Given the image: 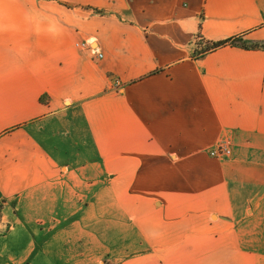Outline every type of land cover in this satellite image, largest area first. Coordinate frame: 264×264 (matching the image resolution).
Returning a JSON list of instances; mask_svg holds the SVG:
<instances>
[{"label": "crops", "instance_id": "1", "mask_svg": "<svg viewBox=\"0 0 264 264\" xmlns=\"http://www.w3.org/2000/svg\"><path fill=\"white\" fill-rule=\"evenodd\" d=\"M255 45L264 0H0V264H264Z\"/></svg>", "mask_w": 264, "mask_h": 264}, {"label": "trees", "instance_id": "2", "mask_svg": "<svg viewBox=\"0 0 264 264\" xmlns=\"http://www.w3.org/2000/svg\"><path fill=\"white\" fill-rule=\"evenodd\" d=\"M202 43L204 44L202 46ZM227 45H231V46H245L244 43L239 39V38H232V39H228V40H224V41H219V42H209V41H205L204 39L202 40V42H199V44L197 45L200 49L197 50V53L202 55L214 50H217L220 47H224ZM246 47V46H245ZM254 48H264L263 45H255L253 46Z\"/></svg>", "mask_w": 264, "mask_h": 264}, {"label": "built area", "instance_id": "3", "mask_svg": "<svg viewBox=\"0 0 264 264\" xmlns=\"http://www.w3.org/2000/svg\"><path fill=\"white\" fill-rule=\"evenodd\" d=\"M89 45L90 44L88 43V41H85L83 43H79L77 46L80 49H87ZM95 52L98 53L99 57H102V53L97 51V49H95ZM231 152H232V150H231L230 142H224V143L219 144L210 153L212 156H214L216 158L225 159L231 155Z\"/></svg>", "mask_w": 264, "mask_h": 264}, {"label": "rangeland", "instance_id": "4", "mask_svg": "<svg viewBox=\"0 0 264 264\" xmlns=\"http://www.w3.org/2000/svg\"><path fill=\"white\" fill-rule=\"evenodd\" d=\"M200 42H202V41H200ZM89 43V42H88ZM96 53V52H95ZM2 211H3V207H2V204H0V222H1V218H2ZM2 228H0V234H5L6 233V230H8V229H2Z\"/></svg>", "mask_w": 264, "mask_h": 264}]
</instances>
